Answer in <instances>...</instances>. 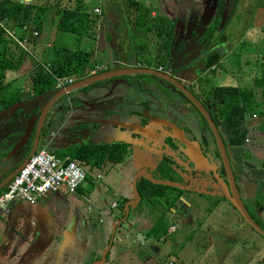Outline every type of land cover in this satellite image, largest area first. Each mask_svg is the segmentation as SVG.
<instances>
[{"label":"flooded vegetation","instance_id":"obj_1","mask_svg":"<svg viewBox=\"0 0 264 264\" xmlns=\"http://www.w3.org/2000/svg\"><path fill=\"white\" fill-rule=\"evenodd\" d=\"M203 16L204 15H201L198 19L194 18L195 22L193 23H191V21L184 23L183 28L186 32L181 36L179 43H175V49L180 48V43H183V49L180 50V48L175 55L172 54V56L168 58L166 64L167 66L169 64L168 69L165 67H159L157 69L146 67L143 62L144 54L140 56L131 53L132 55H130L127 52L126 54L128 55H125L123 51L118 50V42H120L122 38L124 39V36L122 35L121 39H119V34L121 33L115 30V26L112 25L113 27L108 29L105 24L104 28L100 30L98 28L97 39L99 42L105 41V45L109 46V55L112 59H110L109 64H112L114 68L109 69L108 66H106L98 73L128 67L150 69L155 73L164 74L175 81L177 80L201 103L207 112H209L210 103L208 104L204 95L196 89V86H199V81H204H198L200 78H198L199 76L196 75V72L203 75L207 71L204 67L202 57L211 52V44H206L205 40H200L205 36L206 29L210 27L212 22L209 23V21L205 20L206 17ZM114 30L115 32H113ZM102 35L103 39L101 38ZM156 50L157 49L152 46L150 49L145 50V53L148 54L150 52L154 54ZM171 52L173 51L171 50ZM127 57L133 58H130L131 61L123 62L122 60ZM128 76L132 77L127 79V76H124L110 80H112L111 82H120V86L118 87L119 90L128 88L133 90V93H145V100L140 101L136 99L130 103L124 101V103L116 104V102H120L119 98H130V95L125 90V92L119 95V98L117 95L111 96L108 101L101 102V104L99 103L98 107L89 109V106L97 103V101L90 99V95L93 96L90 90L92 92L96 89L98 83L97 85H93L91 87L92 89L89 88L85 93L78 94L76 98H79L80 104L73 101L75 96L69 99V105L67 107H69L70 112H68L69 117L65 121L62 119L63 115H61L63 112H60L56 118L53 116L50 117L49 111H54L53 107H50L46 113L42 127H40L39 142L48 133V143H51L52 150L58 152L57 142L51 139L55 136L54 130L58 127L57 124L62 122L61 133L67 136L70 135L71 143L74 140L76 142L86 143L89 142L90 138L94 137L99 139V144L109 145L117 143L121 145L123 150L127 152L126 157L140 163V166L136 168L137 172L147 171L155 180L169 181L177 184L179 187L181 186L180 189L177 190L182 193H180V196L177 197V200L173 203V205H177V207L172 211L168 209L169 212H172V217L178 221L179 225H177L178 228L176 231H181L185 226H188L189 220L187 218L190 215L193 214V216L196 217L198 211L196 214L195 211L198 208L199 200H204L205 202L209 201L210 205L207 206V208L204 206V211L202 213H206V209L212 211L221 206L220 211L223 214L222 217H225L223 220H226L227 211H231L237 216L240 227H236V225L228 221L227 225L231 229L229 234H214V231L211 230L204 240L208 243L214 240L215 247L220 249L223 255L235 251H239L242 254H245V251L250 252L249 249L254 248V239L257 238L256 240H258V238H264L244 222L234 209L232 201L236 199V201L241 202V207L246 216L259 231L264 233L263 144L260 145L262 146L261 151L255 154V156L259 158V160L255 162L249 158L251 157V152L245 151L248 139L243 140V143L240 141L238 133L235 132L232 125L228 124L231 123L230 120L224 122L222 128L221 126L218 127L217 130L220 134L230 166L229 175L222 165L217 145L214 142L212 134L208 130V126L202 123L203 119L201 116L177 89H174L169 84L152 75L136 74ZM190 88L196 90L200 98L196 97L191 92ZM49 98L50 96H45L42 98L41 102H37L33 99L34 102L30 106V109L28 108V110H26L28 112L26 119L32 115L38 117L39 111ZM56 104L55 106H59ZM36 106H38L37 109L32 111ZM115 106H122L123 108L115 109ZM188 106L190 109L186 110ZM58 108L60 111H65L66 109V107L63 106H59ZM74 109L77 111L75 112L77 114H73ZM89 110L100 114L99 117H97L98 120L86 119L84 117L83 113ZM115 110H118L120 114H116ZM191 111H194L195 114L193 115ZM246 117L243 120L245 124L249 126H252L254 120L256 121L257 119L255 116H248L247 119ZM25 121L21 119L20 113L14 115L12 120L9 121L11 122V127H9V129H12L13 132H20L18 138L21 136V130L25 125ZM13 126L15 128L14 130ZM34 127L30 130L31 133L26 144L30 142L31 145L32 143ZM100 128L106 130L102 131L103 134L100 135L99 138L97 133L100 131ZM225 131L228 133H225ZM262 132L264 133V128ZM43 133L45 135H43ZM88 134L91 135L89 136ZM121 138L127 140V143L119 141ZM72 148L73 146H70V149ZM69 151L70 150L67 149L63 152ZM83 151L82 149V152ZM11 160L14 161V158L7 160V163L12 164ZM18 165L14 163L10 166L5 176ZM188 198H190V200ZM173 205L171 207H173ZM204 220L205 218H203V223ZM203 223H201L200 226H202ZM227 225L223 224V227L228 230L229 228ZM217 230H219L218 224ZM195 232L196 230L193 234ZM242 233H244L246 237H241L243 242L238 243L237 236H241ZM248 237H250L249 240ZM249 243L252 244L250 248L248 247ZM249 263L260 264V261L257 260Z\"/></svg>","mask_w":264,"mask_h":264},{"label":"rangeland","instance_id":"obj_2","mask_svg":"<svg viewBox=\"0 0 264 264\" xmlns=\"http://www.w3.org/2000/svg\"><path fill=\"white\" fill-rule=\"evenodd\" d=\"M75 0H39L37 3L39 5H46L48 7V12L45 17V27L44 31H41V33L37 36V42L35 45L26 44L25 50L27 54L31 56V59L33 58L37 62L46 61L50 57L51 53V47L57 48V47H66L69 49L75 48L73 43V38L69 35L60 34L55 29V21L56 17L54 18V7L55 6H67L68 3H71L72 6H74ZM84 7L90 11L92 8H94L97 5H101L99 0H80ZM139 3L142 4V0H137ZM256 1V0H255ZM260 6L264 7V0H259ZM29 2V1H26ZM56 2V3H55ZM233 0H227V3L225 0H218L217 1V10L215 12V9L213 7L210 8V13L214 14L215 17H218V15L224 19V27L221 29L220 32L216 31V34H219L220 37L227 38L226 44H224L221 40L217 39L215 45L218 46H231L232 49H239L238 43V37L242 33L245 25L248 23L250 16L248 13H250L251 9V3H248V0H239L238 2H235V6L232 5ZM55 4V6H54ZM234 4V3H233ZM145 6V5H144ZM125 0H102V13L103 16L106 14L114 13V18L112 19V23L110 24V21L107 20L106 17V27L108 29L112 28L114 25L115 30H121L126 28L124 23L127 24V19H129L130 24V14L134 13L135 11H128L129 15L125 18ZM167 10V9H166ZM170 10V9H169ZM156 10L155 13L159 16L165 17L164 14H171L174 10ZM227 11L228 17L223 18V14ZM209 13V14H210ZM230 13V15H229ZM144 14V13H143ZM225 15V14H224ZM172 16H169V19H171ZM198 19V18H197ZM228 20V22H227ZM102 20H99L98 27L102 26ZM202 21V20H201ZM54 25V26H53ZM111 25V27H110ZM52 32H49L48 29H53ZM117 28V29H116ZM222 28V27H221ZM113 30V29H111ZM115 30L113 32H115ZM123 33V32H122ZM127 35H130V30H127ZM184 32H181V36H183ZM120 35V34H119ZM98 34L96 35V40L94 43H90L88 41H84L83 48L81 47L80 50L87 49L86 47H90L91 51V61L92 64L100 65L104 63H108L110 61V58H108V54H110V49L108 45H105V41H100L97 39ZM122 35L119 36V39H121ZM103 39V35L101 37ZM221 42V43H220ZM129 43L128 45L123 46V48H127V52L131 54V50L134 47V41L132 39H129L127 41ZM126 43V44H127ZM48 44V45H46ZM154 50V49H153ZM262 50V49H259ZM253 51V53L247 54L245 53L244 56H241L245 59H251V66L255 63V60L260 61V57L264 56V51L259 52ZM133 51V50H132ZM126 52V53H127ZM134 52V51H133ZM198 52V51H197ZM235 52V51H234ZM135 53V52H134ZM238 53V50L235 52ZM139 55V54H137ZM113 58V57H112ZM222 63L220 64V68L216 71H206L203 75H200L199 72H196V75L199 76L200 80H204L207 82L208 85L211 87L214 86H220L221 84V73L227 74L232 78V81H235V77L237 76L236 73V61H233V55L229 54L228 56L224 57ZM264 60V59H263ZM132 64V63H129ZM169 66V64H168ZM31 68V62H29L28 59L24 60L22 63L21 70L18 74V77H16V85L17 87H20L22 85V82L27 79V74ZM108 68H114L112 64H108ZM101 70V69H100ZM13 75L7 74L5 76L6 79L12 78ZM17 76V75H16ZM132 76H127V79H130ZM254 77V74H253ZM252 77V79H253ZM125 78V79H126ZM5 79V80H6ZM119 80V79H115ZM103 81L102 83H99L92 92L90 90V93L93 94V96L90 95V99L93 101H97L95 105L98 106V104L101 102H106L110 99L111 96L117 95L119 98V95L123 92H128L130 95V98H119L120 102H116V104L120 103H130L131 101H135L136 99L142 101L146 99V95L143 92L133 93V90L126 88L125 90L122 88L121 90L118 89L120 86V82L117 81ZM232 85H235V82H230ZM252 83V82H251ZM240 89L249 90L251 87H242L238 85ZM237 86V87H238ZM92 89V88H91ZM197 90H200L196 86ZM191 92L198 98L200 96L198 95V92L196 90H193L190 88ZM26 94V92H23V97ZM79 93L76 91H73L69 93L67 96H64L57 101L56 105L66 107L65 111H60L57 109H54L53 112L49 111V116H53L56 118L57 115H59L60 112L61 115L65 116L68 112H70L69 107H67L69 104V99L72 97H77ZM74 97V98H75ZM256 95L254 99H256ZM210 102H208L209 104ZM186 104V103H185ZM57 106V107H59ZM122 106H115V109H121ZM189 110L190 107H186V110ZM261 111H264V105ZM74 112V111H73ZM194 115L195 112L191 111ZM116 114H120L118 110H115ZM84 117L86 119H92V120H98L97 117H99L100 114H97L93 111H86L83 113ZM248 116H259V109L253 110L252 115ZM247 116V117H248ZM246 117V116H245ZM246 117V119H247ZM230 119V118H229ZM228 119V120H229ZM69 123V122H68ZM264 123V119L263 122ZM106 129L100 128V132L104 131ZM251 130L249 131L248 135V141L249 143L245 146L246 152H251L250 155L251 160H254L257 162L259 160L258 157L255 156L257 152L261 151L260 145L263 144L264 147V133H258L255 132L252 133ZM48 140V133L44 136L42 139L43 142ZM100 145V144H99ZM260 148H259V147ZM46 150L52 151L51 143H48L47 147H45ZM75 162V160H73ZM75 164H77L75 162ZM78 165V164H77ZM86 175L85 180L80 185L79 189L75 193H67L66 190L61 187L56 194H53L51 196V200L55 201L56 207L54 208L56 215L58 214L61 218L60 225L64 226L63 219L65 216L69 217V220H79L84 222L87 226L83 230V237L84 239L80 241V246L78 245L77 248L80 250L81 255L84 254V251L89 248L91 244H95L97 241H99L101 238L107 237L108 233H110V226L108 223L104 224L103 226H96L99 223L97 221L92 222V218L95 217V215L98 214L100 211H106L108 214L111 212L113 216L116 218H120V206L124 198L127 199V197H131L132 190L130 186V182L133 178V176L137 173L136 171V163L131 160L129 157H126L123 159V161L110 164L108 162L102 163L100 166L90 167L86 165H78ZM190 200V198H188ZM113 202L117 206L114 209H109L108 205ZM199 205L196 212L198 211L196 217L199 218V220H203L205 218L204 223L202 226H194L196 232L193 234L194 231H182L178 232L175 231L174 233H171L170 235L164 236L160 239H152V237H146L144 240L140 241V244L133 242V238H137L141 235L146 236L145 233L149 229V227L154 223L157 216H159L161 213L165 215L166 222H172L169 221L170 213L165 211V204L163 202L158 201V203L155 205L156 209L154 212L147 211V207L144 206V204H140L135 206L134 208H131L127 214V217L119 222L118 226L115 228L112 242L109 248V253L107 254L108 258L114 259L113 264H138L139 262L135 259H132L130 252L136 251L137 257H139L140 264H167L168 262H172L173 264H250L251 261H260V264H264V239L258 238V240L254 239V248L249 249L250 252H244L245 254H242L239 251H235L233 253H226L223 255L222 252H220V249H217L214 245V240H212L210 243L206 242L204 239L208 236L209 231L213 230L214 234L217 233V225L215 222L220 219H222V213L220 210L213 209L212 211L206 209V213H202L204 211V206L207 208V206L210 205L209 201L205 202L204 200L198 201ZM23 203V202H22ZM149 210H153L151 208H148ZM233 214H231L232 216ZM234 218L237 220V216H234ZM6 222V226H2V234L6 235L8 237L7 241H5V247L6 249H20L19 252L24 250V245L27 244L26 241H19L13 236L9 231L8 228L11 227L10 223L7 222L8 219L6 217L3 218ZM3 219L0 217V222H3ZM196 225V224H195ZM192 227V228H194ZM199 227V228H198ZM99 230V232H98ZM246 231V230H245ZM98 232V233H97ZM183 232H186V237ZM231 231H228L229 234ZM241 237L245 238V234L242 233L241 236H237V242L242 243ZM119 238V240H118ZM250 237H248V240ZM142 245H145L146 247H152L153 250L156 251V258H149L148 256L140 255L144 248ZM208 245V247H206ZM236 245V244H235ZM252 246L251 243L248 244V247L250 248ZM204 247H206L204 249ZM56 252V248L54 249ZM139 251V252H138ZM253 251V252H251ZM127 252L128 254L124 256V258H120L119 256ZM223 255V256H222ZM75 257L71 258V260H74ZM29 260V259H26ZM79 264L83 261H85V256L78 257L76 259ZM248 262V263H245Z\"/></svg>","mask_w":264,"mask_h":264},{"label":"trees","instance_id":"obj_3","mask_svg":"<svg viewBox=\"0 0 264 264\" xmlns=\"http://www.w3.org/2000/svg\"><path fill=\"white\" fill-rule=\"evenodd\" d=\"M38 1L0 0V114L16 104L33 100L39 96L55 91V78L72 77L73 82L80 81L89 77L94 69V65L90 60L92 56L91 51H89L90 47H86L87 49L83 50L80 49L81 47L83 48L85 40L91 44L95 42L100 17L99 15L94 16L88 13L80 0L74 1L75 7L73 8L55 9V29L60 34L69 35L73 38L75 45L73 49L51 47L50 57L46 61L37 62L33 58L31 59L29 54L25 53L19 45L5 34V31L17 33L20 28L26 27L28 33L19 32L17 39L22 40L26 38V44L35 45L37 36L42 31L43 24L45 23L44 19L48 12V7L43 4L39 5L37 3ZM128 3L129 9L135 11L132 13L131 28L137 35V41L132 50L135 54H144L143 62L146 67H153L154 69L165 67L168 69L169 67L166 65L168 58L172 54L175 55L180 48V50L183 49V43H180V48L170 53L173 50V24L160 18H156L154 21L146 20L147 14L149 13L146 6L135 1H129ZM219 24L220 16L218 15V17L213 19L210 27L206 29L205 36L200 40H205L206 44L211 45L215 44L217 39L225 42L219 34H216ZM32 32L36 33V37H32ZM148 34L153 36V48L157 49L156 52L154 51V54L150 52L148 54L145 53V50H148L146 45L152 41V39L150 41L147 39L146 35ZM215 47L210 53L202 57L204 67L208 71H210L212 66L215 67L218 65L224 54V52H220V46L217 45ZM241 56L238 53L234 54L233 60L237 63ZM26 59L31 62V68L26 76L27 79L22 82L20 87H17L14 85L16 79H6L5 76L7 74L13 76L18 75L22 63ZM244 64L251 65V62L248 60ZM258 72L259 76L254 79L253 86L250 90L240 89L235 92L227 89L228 93L222 95L214 107H210L208 114L217 127L221 126L222 128L224 122H228L230 114L234 109H238L242 115H252L254 110V89L260 90V99L264 104V61L259 64ZM198 85L200 93L204 95L206 101L210 102L212 98L211 93L214 91V88L208 85L206 81H199ZM91 87L76 92L85 93ZM23 92H26L24 97ZM261 116L264 117V111H262ZM202 123L204 122L202 121ZM228 124L232 125L231 123ZM44 133L43 135L46 134ZM39 144L40 146L44 145L42 140ZM29 147L30 142L24 147L22 157L28 152ZM78 149L84 150L79 157L76 148H74V151L66 153H58L54 150L51 152L60 157L66 155L69 160H75L78 163L83 162L90 167L100 166L105 162L110 164L121 162L127 154L121 145L117 143L109 145L100 144L98 146L87 144L78 147ZM6 153V151L0 152V163L3 161ZM2 163L6 164L7 161H3ZM5 174L7 173L0 174V181L5 177ZM135 186L140 197L137 205L142 203L147 209H154L158 201H162L166 205V212H169L168 209L171 208L174 201L182 193L175 188L153 185L144 178L137 180ZM124 201L125 199H123L122 203ZM119 206L121 209L122 206ZM168 227L165 215L161 213L157 216L146 234L147 236H152L154 239H159L167 235Z\"/></svg>","mask_w":264,"mask_h":264},{"label":"crops","instance_id":"obj_4","mask_svg":"<svg viewBox=\"0 0 264 264\" xmlns=\"http://www.w3.org/2000/svg\"><path fill=\"white\" fill-rule=\"evenodd\" d=\"M26 1H34V0H24ZM101 5H97L94 8H92V10L88 11V13L92 14V11L95 10V8L99 9V17L102 20V26L98 27L99 30L101 28H104L105 24H108L110 21V24L112 23V19L114 18V13H108L105 16H103L101 7H102V0H99ZM129 1H135L137 3H139L137 0H125V15L128 16L129 12L131 11V9H129L128 6V2ZM208 0H142V5H145L148 10L149 13L147 14L148 16L146 17V20H150V21H154L156 18H160L162 20H165L167 22H170L173 24V50H175V43H179L180 38H181V32H186L183 28L184 23H186L187 21H191V23L195 22L194 18H198L201 15H204L206 18L205 20L209 21V23L211 21H213V19L215 18V13L211 14L210 13V8L208 7ZM217 0H215L216 3ZM239 0H235L233 1L232 5L235 6V2H238ZM251 9H250V19L248 21V23L245 25L242 33L239 35L238 37V43L237 45L239 46V49H232L231 46H226L224 45L223 47H221L220 52H224L222 58L220 59L219 63L217 66H212L210 68V71L214 72L217 69L220 68V64L222 63V61H224V57L228 56L229 54H232L234 56V54L237 50H238V54L244 56L245 53L250 54L253 53V51H257L259 49V52L264 51V7L260 6V1L259 0H251ZM225 2L227 3V0H225ZM56 3V2H55ZM248 3L250 4V0H248ZM217 4V3H216ZM55 6V4H54ZM75 7L72 6L71 3H68L67 6H63V4L61 6H55L54 9H59L61 10L62 8H73ZM207 8V9H206ZM163 10L167 11V10H174L173 13L171 14H166V13H162L164 14L165 17L159 16L155 13L156 10ZM167 9V10H166ZM169 10V11H170ZM217 10V8H216ZM215 10V12H216ZM54 12V18L56 17L55 14V10ZM205 12V14H204ZM210 13V14H209ZM225 15L224 17H228L227 11H225L224 13ZM93 15V14H92ZM207 15V16H206ZM230 15V13H229ZM131 18H130V24H129V19H127V24L124 23L125 27L124 29H122V32L120 35L124 36V39L122 38L120 42H118L119 44V49L124 52L125 55L126 54V50L127 48H123V46L128 45L129 43H127V41L129 39H132V41H134V43L136 44L137 41V35L133 32L132 28H131V21H132V14H130ZM169 16H172L171 19H169ZM106 17H107V23H106ZM222 18V14L221 17ZM56 19V18H55ZM116 20V19H115ZM194 20V21H193ZM221 21V19H220ZM228 22V20H227ZM56 23V21H55ZM208 23V24H209ZM212 23V22H211ZM100 24V23H99ZM46 23L43 24L42 27V31H44V28L47 30V28L45 27ZM220 25V24H219ZM54 26V25H53ZM52 26V27H53ZM55 27V26H54ZM53 29H48L49 32H52L54 30ZM224 27V25L219 26L218 28ZM127 30H130V35H127L126 32ZM220 30L217 31L220 32ZM147 39L150 41V39H152V41L146 45L147 49H150L153 46V36L152 35H146ZM119 40V39H118ZM223 40L225 42H223L224 44H226L227 38L226 36L223 37ZM127 43V44H126ZM125 44V45H124ZM134 44V45H135ZM48 45V44H46ZM215 44L211 45V50H213V48H216ZM235 51V52H234ZM131 53L135 54L132 50ZM173 53V52H171ZM262 53V52H261ZM130 54V53H129ZM136 55V54H135ZM141 56V54H140ZM108 58L111 59V56L108 54L107 56ZM138 57V56H137ZM136 57V58H137ZM131 57H127L126 59L124 58L122 61H131L130 60ZM133 58V57H132ZM131 58V59H132ZM140 58V57H138ZM264 59V56L260 57V61L255 60V63L253 64V66L251 65H245L244 63L246 61H250L251 59H245V58H239V61L237 63L236 66V73L237 76L235 77V81H232V78H230V76L228 75L229 73L225 72V74L221 73L222 71H220V78H221V84L220 86H214L212 93H211V100H210V107H214L215 104H217V102L219 101V99L221 98L222 95L228 93L227 89H231L232 91H239L240 90V86L242 87H251L252 88V84L255 78H257L259 76V64L262 63V61ZM112 60V59H111ZM234 61V60H233ZM110 61H108V63H104V64H100V65H94V68L98 67L99 69L108 66ZM244 64V65H242ZM208 71V70H207ZM254 74V77H253ZM16 77H18V75L16 76H12V79H16ZM253 77V79H252ZM230 82H235V85H232ZM252 82V83H251ZM238 86V87H237ZM245 90V89H244ZM250 90V89H249ZM260 90L259 89H254L253 90V95L255 97L256 95V99H254L253 102V107L254 110L255 108L258 110L259 109V116H257L256 121L254 120V123L252 126H249L247 124H245L244 122V118L246 115H242L238 109H234L232 111V113L230 114V122L233 126V129L235 130L236 133H238V135L240 136V141H242L245 139H248L249 135V131L251 130H255L252 131L255 132L256 134H258V132L263 133L262 130L264 128V123L263 119L264 117L261 116L262 113V108H263V103L261 102L260 99V94H259ZM93 107H98L97 105H92L89 106V109H92ZM73 114H77L75 112V109L73 110ZM91 111V110H89ZM18 113H20L19 111H17L14 115H18ZM12 115V116H14ZM12 116L7 115H0V152H4L6 151L7 153L9 152L10 148L13 146V144L15 143V141L17 140L19 133L18 131L13 132L12 129H9V127H11L9 122L10 120H12ZM9 117V120H7L6 118ZM69 117V113L65 114V116L62 117V119L65 121L67 118ZM68 122V121H67ZM66 122V124H67ZM62 122H60L59 124H57V128L54 130V138H52L51 140H55L58 144V153H66L63 152L64 150L66 151L67 149H69L70 151H74V148H76V150H78V157L82 154V149H78V147L82 146V145H92V146H98L100 141L98 138H90L89 142L86 143H80V142H76L75 140L71 143L70 142V138L71 136H67V135H63L61 133V125ZM63 124V123H62ZM91 124V123H90ZM224 125V124H223ZM55 128V127H54ZM17 130V129H16ZM225 133H228L227 131H225ZM99 135L103 134V132L97 133ZM96 134V135H97ZM89 136L91 134H88ZM87 135V136H88ZM95 136V135H92ZM44 143V146L47 147L48 145V140H46ZM249 143V141L247 142ZM40 145V144H39ZM70 146H73L72 149H70ZM262 147V146H260ZM24 147L22 148V150L20 152H18L13 158L14 161L11 160L12 164H4V163H0V174L1 173H7L10 166H12L14 163H16V165L20 164L24 157H22V152H23ZM61 150V151H60ZM75 150V151H76ZM6 153V154H7ZM27 154V153H26ZM25 154V155H26ZM5 157V156H4ZM3 157V158H4ZM126 158V157H125ZM78 165L80 164L82 165H86L87 167L89 165L85 164V163H78L77 161H75ZM135 162V161H134ZM136 163V168H138L140 166V163ZM1 177V176H0ZM131 185V182H130ZM79 189V188H78ZM77 189V190H78ZM58 191L53 192L48 194L45 198L42 199H38L35 203L33 204H29V203H22V202H18V203H14L9 205L8 210L9 212L6 215H0V217L3 219L4 217H6L8 219L7 222L10 223V226L8 228V231L15 236V238L19 241H28L27 244H23L24 245V250L19 252L20 249L16 248V249H6L5 247V241H7L8 237L4 234H2V226H6V222H4L5 220L3 219V222H0V264H79V262L76 261V259H78V257H83L85 256V261L81 262L80 264H98L99 260H100V256L103 253V251L105 250L107 243H108V239L110 237L111 231H112V225L115 224V228L118 226L119 222L123 221L121 218L123 217V206L120 209L122 215L120 216V218H116L115 216H113V214H111V212L108 214L106 211H100L98 212L97 215H95V217L92 218V222L95 223V221H97V223H99L96 226H103L104 224L108 223L110 226V233H108L107 237L105 238H101L99 241H97L95 244H91L89 246V248L87 250L84 251V254L81 255L80 250L77 248V246H80V241L84 239L83 237V230L85 229V227L87 226L84 222L79 221V220H69L70 218L65 216L63 219V224L64 226L60 225V216L55 213L54 208L56 207V203L55 201L51 200V196H53V194H56ZM77 192V191H76ZM132 196V195H131ZM132 197H127L124 198L125 201L130 200ZM123 202V204H124ZM113 204V202H111L108 207L109 209H114L117 206L114 205L113 207H110V205ZM177 207V205H173V207L170 208V210L172 211L173 209H175ZM219 207V206H218ZM221 207V206H220ZM219 208H216L217 210H221ZM134 208V207H133ZM156 209H153L151 211H155ZM210 210V209H208ZM149 211L148 209L146 210V213L148 214ZM149 211V212H151ZM129 212V211H128ZM120 213V214H121ZM170 216H169V221L172 220V222H167L168 223V230H167V235H170L171 233H174L176 231V229L178 228L177 225L178 221H176L175 218L172 217V212H169ZM231 214H233L231 216ZM223 215V214H222ZM235 213H232L231 211H227V216H226V220L224 221L223 219L225 217H222V219H220V221H216L215 224L219 225V230H217L216 234L219 233H223V234H227L228 231H231L230 227L227 225V222H231V224L236 225V227H240V224L238 222V220H236L234 218ZM189 220V224L188 226H185L181 231L177 230L179 233L185 230L188 231H193L195 229L194 226H198L201 223H203V220H199V218L190 215L188 218ZM118 220V221H117ZM153 224V223H152ZM196 224V225H195ZM223 224H226L228 226V230L227 228L223 227ZM151 227V226H150ZM149 227V228H150ZM194 227V228H192ZM242 228V227H241ZM172 229V230H171ZM175 229V231H174ZM115 231V230H114ZM113 231V234H114ZM148 231V230H147ZM99 232V230H98ZM97 232V233H98ZM147 233V232H146ZM145 233L146 236L143 237V235L137 237V238H133V242L140 244L141 240H144L146 237H152V236H147V234ZM186 236V232H183ZM166 235V236H167ZM187 237V236H186ZM113 238V236H112ZM162 238V237H161ZM188 238V237H187ZM154 239V238H152ZM160 239V238H159ZM119 240V238H118ZM158 240V239H157ZM112 242V239H111ZM110 242V245H111ZM144 250L140 255H144V256H148L149 258H152V262H153V258H156V251L152 249V247H146L145 245H142ZM208 247V246H206ZM204 247V249L206 248ZM56 248V252L54 251V249ZM110 248V246H109ZM109 248L107 249L105 256H104V261L102 264H113L114 259L112 258H108L107 254L109 253ZM139 252V251H138ZM253 252V251H251ZM128 253L124 252L122 253L119 257L120 258H124V256H126ZM130 255L132 256V259H136L140 264V258L137 257V252L136 251H131ZM74 258V260L71 258ZM29 259V260H26ZM252 262V261H251ZM154 264V263H153Z\"/></svg>","mask_w":264,"mask_h":264},{"label":"water","instance_id":"obj_5","mask_svg":"<svg viewBox=\"0 0 264 264\" xmlns=\"http://www.w3.org/2000/svg\"><path fill=\"white\" fill-rule=\"evenodd\" d=\"M217 1H216V3H217ZM207 3H208V5H207L208 7H213V9L216 10L217 4L215 3V0H208ZM223 16H224V14H223ZM221 25H224V19L220 21L219 26H221ZM219 30H220V28H218V31ZM136 74L152 75L155 78L169 84L174 89H177L186 98V100L194 107V109L197 111V113L201 116L204 123L208 126V130L212 134L214 142L217 145L222 165H223L224 169L230 175V166L228 163L227 155H226L220 134L217 130L218 127L212 121L207 110L201 105V103L188 90H186L177 80L175 81V80L169 78L168 76H166L164 74L155 73L154 71H152L150 69L128 67V68H123V69L107 70L104 72H100L98 74H93V75H90L89 77H87L83 80L74 81L73 83L66 85L63 88H60V89L55 90L53 92H50L48 94L37 97L35 100L37 102H39V101L41 102L43 97L50 96L49 100H47L45 102L42 109L39 111L38 117H36L35 115H32L31 117L26 119V116L28 113L26 110H28V108L30 109V106L33 104L34 100L21 102L20 104H16V105L12 106L11 108L6 110L5 112H2L0 115L12 116L17 111H19L21 119L24 121L26 120L25 125L23 126V128L21 130V136L15 141L13 146L10 148L9 152L3 158L4 162L9 160L10 158H13L19 151H21L22 147H24L27 143V140H28L30 133H31V131H30L31 128L34 126L35 127L33 128L34 135H33L32 143L29 147L27 154L24 156L23 161L13 171H11L3 179H1L0 190L3 189L4 186L11 180V178L23 167V164L27 161L29 156H31L35 152V150L37 149L38 142H39V135L41 132L40 127H42L46 113L50 107L51 108L53 107V110L58 108L57 106H55V104L57 103V101L60 98L67 96L69 93H71L73 91H78V90H81V89H84V88H87V87H90L93 85H97L98 83H101V82L106 81V80L124 77V76H128V75H136ZM73 101L77 104H80L79 98L75 97L73 99ZM37 107L38 106L34 107L32 111H35L37 109ZM6 119L9 120V117ZM14 129L15 128L13 126V130ZM119 141H123V142L127 143V140L122 139V138L119 139ZM140 177H143L145 180H147L150 183H152L153 185H157V186H163V187H169V188H175V189H180V187H181V186L179 187L177 184H175L173 182L155 180L147 171L137 172L133 176V178L131 180V185H130L131 190H132V196H131L132 198L130 200L124 202V204H122V206H123V217L121 218L122 220L127 216L128 211L131 208L135 207V205H137V203L139 202L140 197L138 195L135 183L137 180H139ZM232 203L234 205L233 206L234 209L241 216V218L244 220V222L249 227L254 229L257 233L261 234V236L264 238V233L259 231L257 229V227L251 222V220L244 213V211L241 207L242 206L241 202L236 201V199H235L234 201H232ZM114 230H115V224L112 225V231H111L110 237L108 239L107 246H106L105 250L103 251V253L101 254L98 264H102L104 261V256H105L107 249L110 246V242H111Z\"/></svg>","mask_w":264,"mask_h":264},{"label":"built area","instance_id":"obj_6","mask_svg":"<svg viewBox=\"0 0 264 264\" xmlns=\"http://www.w3.org/2000/svg\"><path fill=\"white\" fill-rule=\"evenodd\" d=\"M92 14L98 16L99 9L95 8ZM19 32L28 33L26 27H22L17 33L5 31V34L26 52L24 48L27 40L26 38L18 40ZM31 35L36 37L35 32H32ZM100 69L102 70V68ZM100 69L95 67L91 75L98 73ZM72 82V77L55 78L54 86L58 90ZM45 147L38 145L23 167L4 186L3 190H0V215H6L11 204L18 202L33 204L61 187L67 193H75L85 180V172L74 161L69 160L66 155L57 156L46 150ZM114 205L115 203L110 207ZM167 264L173 263L168 262Z\"/></svg>","mask_w":264,"mask_h":264}]
</instances>
